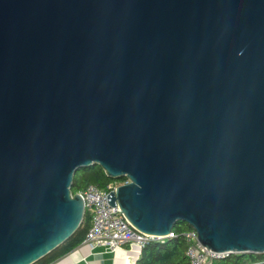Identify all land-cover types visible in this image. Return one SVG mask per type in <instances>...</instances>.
Segmentation results:
<instances>
[{
    "label": "water",
    "instance_id": "95a60500",
    "mask_svg": "<svg viewBox=\"0 0 264 264\" xmlns=\"http://www.w3.org/2000/svg\"><path fill=\"white\" fill-rule=\"evenodd\" d=\"M94 164L136 230L264 254V0H0V264L79 229Z\"/></svg>",
    "mask_w": 264,
    "mask_h": 264
},
{
    "label": "built area",
    "instance_id": "2783aa9c",
    "mask_svg": "<svg viewBox=\"0 0 264 264\" xmlns=\"http://www.w3.org/2000/svg\"><path fill=\"white\" fill-rule=\"evenodd\" d=\"M116 187L101 189L90 185L83 192H79L85 202V212L91 217V226L83 241L84 244L91 248L105 247L111 252L123 248H137L141 253L151 242L178 237L173 230L167 237L151 236L136 230L122 213L119 205L116 203L113 207L109 203L111 199H108V195L114 192ZM183 237L187 244L186 255L190 264H216L230 255L203 247L197 231L193 228L185 231Z\"/></svg>",
    "mask_w": 264,
    "mask_h": 264
},
{
    "label": "trees",
    "instance_id": "16d2710c",
    "mask_svg": "<svg viewBox=\"0 0 264 264\" xmlns=\"http://www.w3.org/2000/svg\"><path fill=\"white\" fill-rule=\"evenodd\" d=\"M126 181L127 179L125 177L115 179L107 176L99 165L94 164L79 170L75 174L71 190L73 194H76L83 192L90 185L107 189L124 184ZM90 226L91 217L86 213L79 229L57 249L35 264H53L79 247L83 243ZM191 229L192 227L187 223L179 222L173 228V231L178 234V237L151 242L142 249L138 264H190L189 258L186 255L187 244L183 233ZM216 264H264V254H230Z\"/></svg>",
    "mask_w": 264,
    "mask_h": 264
},
{
    "label": "crops",
    "instance_id": "0c3cea01",
    "mask_svg": "<svg viewBox=\"0 0 264 264\" xmlns=\"http://www.w3.org/2000/svg\"><path fill=\"white\" fill-rule=\"evenodd\" d=\"M137 248H123L111 252L105 247L91 248L82 243L53 264H138Z\"/></svg>",
    "mask_w": 264,
    "mask_h": 264
},
{
    "label": "bare ground",
    "instance_id": "6f19581e",
    "mask_svg": "<svg viewBox=\"0 0 264 264\" xmlns=\"http://www.w3.org/2000/svg\"><path fill=\"white\" fill-rule=\"evenodd\" d=\"M218 253H220V252H218Z\"/></svg>",
    "mask_w": 264,
    "mask_h": 264
}]
</instances>
